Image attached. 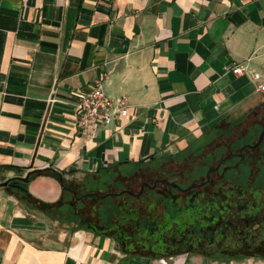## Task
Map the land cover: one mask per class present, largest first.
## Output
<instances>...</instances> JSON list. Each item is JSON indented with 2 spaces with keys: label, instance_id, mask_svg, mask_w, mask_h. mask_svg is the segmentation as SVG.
<instances>
[{
  "label": "crops",
  "instance_id": "0c3cea01",
  "mask_svg": "<svg viewBox=\"0 0 264 264\" xmlns=\"http://www.w3.org/2000/svg\"><path fill=\"white\" fill-rule=\"evenodd\" d=\"M100 78L131 108L91 138L76 104ZM261 82L264 0H0V183L48 168L84 182L188 151L264 111ZM28 190L46 203L63 194L50 176ZM57 223L0 186V264H264L132 254Z\"/></svg>",
  "mask_w": 264,
  "mask_h": 264
},
{
  "label": "flooded vegetation",
  "instance_id": "af4514ba",
  "mask_svg": "<svg viewBox=\"0 0 264 264\" xmlns=\"http://www.w3.org/2000/svg\"><path fill=\"white\" fill-rule=\"evenodd\" d=\"M253 114L264 120V111L248 113L243 122L217 129L211 142L167 155L152 184L144 179L139 193L126 190L145 201L148 208L156 206L158 212L152 214L147 227L140 224L142 229L135 233H122L116 224L112 230L121 247L154 257L182 253L225 259L264 255V183L254 186L264 169V122L245 120ZM251 129L254 140L243 141ZM142 170L137 178L146 174ZM243 170L245 178L241 177ZM196 171L197 176L193 175ZM149 190L162 201L150 203ZM120 194L103 192L102 207L106 197L118 200Z\"/></svg>",
  "mask_w": 264,
  "mask_h": 264
},
{
  "label": "trees",
  "instance_id": "16d2710c",
  "mask_svg": "<svg viewBox=\"0 0 264 264\" xmlns=\"http://www.w3.org/2000/svg\"><path fill=\"white\" fill-rule=\"evenodd\" d=\"M136 165L133 172H123L119 169L113 173L105 172L102 175L90 177L84 182L67 180L66 172L53 168L34 170L24 178L8 179L7 185L4 187L31 209H39L53 220L65 225L69 224L74 230L93 231L110 235L116 239L112 230L116 224L120 226L122 233H135L142 229L140 224L147 227L148 223L151 222L152 214L158 212L156 206L148 208L145 201L138 200L126 191L131 189L127 184L137 178L143 163ZM40 176H50L60 182L63 194L59 201L46 203L38 200L29 192L28 183ZM112 186L121 192L120 197L118 200L106 197L104 207H102L101 195L110 190ZM115 189L113 190L115 191ZM147 196L150 201L155 200L156 204L162 201L151 190L148 191ZM103 228L111 231L104 232ZM123 248L132 254L150 255L146 252ZM259 257L264 258V255Z\"/></svg>",
  "mask_w": 264,
  "mask_h": 264
},
{
  "label": "built area",
  "instance_id": "2783aa9c",
  "mask_svg": "<svg viewBox=\"0 0 264 264\" xmlns=\"http://www.w3.org/2000/svg\"><path fill=\"white\" fill-rule=\"evenodd\" d=\"M233 73L242 74L243 68L236 66ZM105 78L96 80L92 90L81 96L76 104L77 127L84 136L96 138L102 127L110 125L118 117L129 116L130 98H111L104 87ZM257 88L264 93V82L259 83Z\"/></svg>",
  "mask_w": 264,
  "mask_h": 264
},
{
  "label": "rangeland",
  "instance_id": "374dc122",
  "mask_svg": "<svg viewBox=\"0 0 264 264\" xmlns=\"http://www.w3.org/2000/svg\"><path fill=\"white\" fill-rule=\"evenodd\" d=\"M259 112V111H258ZM256 113V112H255ZM245 120H250L249 122H257L259 119H257V117L253 114L252 116H250L249 118H247V119H245ZM242 121H244V120H242ZM260 122H264V120H259ZM253 128H255V126L253 127ZM252 128V129H253ZM251 129V131H250V136H249V138H246L245 140H243V141H246V142H251L252 140H254V137H253V135L252 134H254V131ZM217 136V133L216 132H212L210 135H208L206 138H204L203 139V141H201L200 143H198V144H196L195 146H200V145H205V144H207V143H209V142H211L213 139H215V137ZM195 146H194V148H195ZM262 149L264 150V143H263V145H262ZM167 157L165 156V157H163V158H160V159H158V160H155V161H153L152 163H150L149 165H145V166H142V169H144V170H142L144 173H146L144 176H143V178H134L132 181H130V183H128L127 185H129V187L131 188V189H134V191L136 192V193H138L139 192V190H140V188H141V186H142V181L144 180V179H147V180H149L150 181V183L152 184V182L154 181L152 178H153V175H155L156 173H158V169L159 168H161L166 162H167V159H166ZM168 160H170L169 158H168ZM232 163V162H231ZM134 169L135 168H133V166L128 170L129 172H133L134 171ZM127 171V169H123V172H126ZM157 171V172H156ZM201 171H204L203 169L201 170ZM198 172L199 171H196V172H194L193 173V175H195V176H197L198 175ZM242 178H245V173H244V170L242 171V176H241ZM264 183V169L262 168L261 170H260V174H259V176L257 177V180H256V182L254 183V186H258V185H260V184H263ZM102 188L104 187V185L103 186H101ZM113 189H115L113 186H112V188L110 189V190H113ZM115 191H116V193H117V191H119L118 189L116 190L115 189ZM138 201V200H137ZM136 201V202H137ZM148 201L150 202V203H152V201H150L149 199H148ZM137 203H139V202H137ZM70 226H69V224L68 225H65L64 223H60V222H58L57 223V225H56V229L57 230H59V229H70L69 228Z\"/></svg>",
  "mask_w": 264,
  "mask_h": 264
},
{
  "label": "water",
  "instance_id": "95a60500",
  "mask_svg": "<svg viewBox=\"0 0 264 264\" xmlns=\"http://www.w3.org/2000/svg\"><path fill=\"white\" fill-rule=\"evenodd\" d=\"M7 182L0 183V186H6Z\"/></svg>",
  "mask_w": 264,
  "mask_h": 264
}]
</instances>
